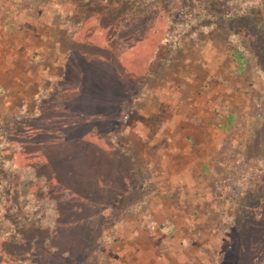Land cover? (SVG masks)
Listing matches in <instances>:
<instances>
[{"label": "rangeland", "instance_id": "1", "mask_svg": "<svg viewBox=\"0 0 264 264\" xmlns=\"http://www.w3.org/2000/svg\"><path fill=\"white\" fill-rule=\"evenodd\" d=\"M89 1L0 0V264H264V0H125L102 21ZM56 87L95 114L85 152L61 143L77 118L62 120ZM40 106L30 128L58 133H35L18 162L54 163L60 137L78 151L64 184L1 153L29 141ZM26 213L25 242L3 237Z\"/></svg>", "mask_w": 264, "mask_h": 264}, {"label": "trees", "instance_id": "2", "mask_svg": "<svg viewBox=\"0 0 264 264\" xmlns=\"http://www.w3.org/2000/svg\"><path fill=\"white\" fill-rule=\"evenodd\" d=\"M127 4H128V2H126L125 0H100V1L90 0L87 4H78V6H79L78 8H79V10H80V8L83 9V11L85 13H87L88 11L91 10L92 14L90 16H92V17L99 16L98 18H100L101 21L105 17H107L109 19L114 18L117 20L118 18H120V16H123L124 13H126L125 12V8H126L125 6ZM90 6H94L96 8H94L92 10ZM131 14H134V15H136V17H139L141 15L144 16L146 13L144 11L139 12L138 10H133V11H131ZM128 16H130V14H128ZM125 18H127V17L125 16ZM63 90L64 89H62V88L56 87L55 92L52 95V97L55 99L54 102H56V99L58 98V97H56L57 94L63 95V92L66 93V91L65 90L63 91ZM84 92H85V87L81 88L79 86V87H77V91L75 93L73 91L72 93L79 94V96H82V94H84ZM58 99L60 101L62 98H58ZM75 103H76L75 97L69 95V97H67V101L63 102V100H61L60 103L56 104L57 105L56 109L63 113L61 116L62 120L67 119V116H65L67 113H71L77 118V120L73 124H70L69 121L68 122L63 121V123L61 124L62 128H66V127L70 128L66 133L67 135H70V132L73 131L72 126L75 129L74 133H76V135H74V137H68L67 139L61 141V143L73 142L74 146H75L74 147L75 150L79 149L81 152H85V149H83V148L86 146V143L88 141L87 137H90L91 135L94 136L95 134H97V130H96L97 123L93 122L94 120L91 119V117H92L91 116V113H92L91 110L74 108L73 106ZM43 112H44V108H43V106H40L39 113L32 116L33 119L29 120L28 128H25V129H27V132H28L27 139H29V141H26L23 143L17 141V143H16L15 139H14L15 135L12 134V135H10V137H8V133H7L6 137H8V141L6 140L7 143H4L1 145V153L6 158L7 162L10 159L12 160V165H15L14 168H19V170L21 172L25 171L32 178H35L34 177L36 175L35 170L39 164L43 165L45 163L46 164L48 163L51 166L56 168V169H54V172L52 174V177H51L52 180H56L57 182H59V184H61V183L64 184V182L62 180H60V179H62L61 174L64 171L63 169L65 168V172H72V173H73V169L70 167H69L70 168L69 169L68 167L63 165V162L67 158L75 157V153H77L78 151H72L71 152V150L68 149L67 152H69V153L63 152L67 148H71L73 145L71 144L70 147H67L66 145H64L63 148H58L59 144H61V143H59L60 139H62L60 137H59L60 139L57 138V139H54L51 141L52 145H56L57 150H55V151L58 152V155L59 154L61 155V156L59 155L60 156V157H58L59 159L57 161H55L54 163L52 161L53 157L49 156L46 153H44L42 157L40 156L37 158L36 165H34V166L31 163L25 165L24 163L21 164L18 162L19 157H22V155L27 154L25 152L26 146L28 144H32L31 139H33V137L35 136V133L38 132V134L45 133V134H49V135H53V134L55 135L56 133H58V132L55 133L56 130L54 131L52 129H44L41 127L40 128L36 127L37 131L35 129L33 130L30 128V127H32L31 124L35 119L38 120V119L44 117ZM91 125H92V127H91ZM11 137H13L14 140ZM7 147H10V149L13 152L12 158L7 157V155H6L7 154ZM86 154H89V153L86 152ZM127 154H128V156H127ZM127 154L125 153V156L129 157L130 154L129 153H127ZM33 155H31V156H33ZM83 156H85V154ZM61 157H63L64 159ZM132 158H133V155H132ZM83 164H84L83 165L84 167H87L88 170H91V168H93V166H94L93 165L94 164V157L89 155L88 161L85 160ZM98 180L100 181V184L103 183L102 182L103 179L101 177H99V179H97V181ZM38 184H39V182H38ZM48 186H49L48 183H43L41 185V187L44 189L48 188ZM65 191L71 193V194H69L70 197H73L79 193V191L75 190L73 187H66ZM119 206L121 207V210H120ZM112 207H113L112 209H110L111 206L106 207V209L103 211L102 214L104 215L106 213H108V214L110 213V215H112V211H113V209H115V213L113 215V222L114 221L116 222V220L122 219L124 217L125 211L128 210L129 208L139 210L140 209V203L137 202V204H133L132 206L131 205H125V204H122V205L115 204ZM116 210L118 212H116ZM49 215H50V217L48 215H46V217H49V219L47 221L58 225L59 221H61L60 216L57 215V218H55V217H53L52 214H49ZM25 216H26L25 218L20 220L19 224L17 225V228L13 231L12 234L5 233L3 237H6V239H9L10 241L14 242L15 244H21L22 245L25 242V238L27 236L28 229H29V227L32 226V222L35 221L34 219L36 217V215L34 213H31V214L26 213ZM82 222H84V221L82 220ZM56 225H55V227H56ZM58 228H60V227H58Z\"/></svg>", "mask_w": 264, "mask_h": 264}, {"label": "crops", "instance_id": "3", "mask_svg": "<svg viewBox=\"0 0 264 264\" xmlns=\"http://www.w3.org/2000/svg\"><path fill=\"white\" fill-rule=\"evenodd\" d=\"M13 61V60H12ZM16 63H17V60L15 61V63H14V65H16ZM12 74H14V73H12ZM12 79H17V77H15V76H12ZM77 90H75L74 89V92H76ZM143 114V116H145L146 115V113H142ZM92 115H95L94 114V112H92ZM99 117H106L105 115H103V114H99Z\"/></svg>", "mask_w": 264, "mask_h": 264}]
</instances>
